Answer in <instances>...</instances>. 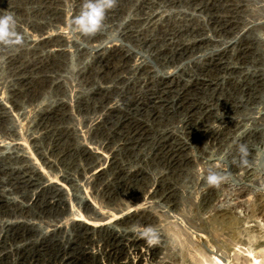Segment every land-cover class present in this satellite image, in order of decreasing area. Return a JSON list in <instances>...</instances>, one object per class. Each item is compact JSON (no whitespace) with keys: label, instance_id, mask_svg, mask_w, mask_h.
<instances>
[{"label":"rangeland","instance_id":"374dc122","mask_svg":"<svg viewBox=\"0 0 264 264\" xmlns=\"http://www.w3.org/2000/svg\"><path fill=\"white\" fill-rule=\"evenodd\" d=\"M83 3L0 0L25 41L0 46V264H250L264 248V0H117L90 37L74 31ZM45 180L63 211L33 206ZM223 212L233 222H214Z\"/></svg>","mask_w":264,"mask_h":264},{"label":"clouds","instance_id":"9594fccd","mask_svg":"<svg viewBox=\"0 0 264 264\" xmlns=\"http://www.w3.org/2000/svg\"><path fill=\"white\" fill-rule=\"evenodd\" d=\"M116 5L117 0H84L80 14L73 21L74 31L82 37L94 36L101 31L107 12ZM16 25V19L12 14L0 15V46L16 50L24 46V37L17 31ZM239 152L242 163L247 164V159H243L248 155L247 147L241 144ZM225 179V176L217 172H210L207 183L218 187ZM140 235L149 245L159 242L158 234L152 227L144 228Z\"/></svg>","mask_w":264,"mask_h":264},{"label":"bare ground","instance_id":"6f19581e","mask_svg":"<svg viewBox=\"0 0 264 264\" xmlns=\"http://www.w3.org/2000/svg\"><path fill=\"white\" fill-rule=\"evenodd\" d=\"M44 33V32H43ZM49 35H51V34H49ZM42 37V32H41V34H38V37ZM62 36V35H61ZM49 37V36H48ZM52 37V36H51ZM57 37V36H56ZM53 38V37H52ZM47 39H49V38H47ZM60 38H55V39H52V41L53 42H48L49 40H45L44 41V43H45V45L46 46H48L49 45V43H50V46L52 45V43H54V45H58L60 42V40H59ZM43 41V40H42ZM43 43V42H42ZM66 44V43H65ZM58 46H60V44L58 45ZM51 48V47H50ZM102 55V54H101ZM165 84V83H164ZM115 105V104H114ZM114 105H113V107H114ZM4 106V105H3ZM1 107V106H0ZM111 107V106H110ZM113 107H111V108H113ZM115 108V107H114ZM0 109H2L3 111H2V115H1V113H0V115L1 116H5V118L4 119H6V120H11L13 117H12V115H10L8 112H7V110H6V108L5 107H3V108H0ZM47 109V108H46ZM0 116V117H1ZM97 118V117H96ZM98 119V118H97ZM96 119V120H97ZM1 120L2 119H0V122H1ZM97 123L98 122H100V121H96ZM96 125V124H95ZM234 127V126H233ZM19 144V143H18ZM16 145V143H15V145L13 144L12 145V147L11 148H15L16 150H14L11 154H9V157H13L14 159H22L23 160V162H26V160H28V157L26 158V151L25 152H23L22 154H20L19 153V151H23V148L21 147V145ZM99 147V146H98ZM102 148V147H101ZM103 149V148H102ZM0 150H1V148H0ZM89 153H91V152H89ZM107 153V152H106ZM20 154V155H19ZM93 154V153H92ZM31 155V154H30ZM111 154H107V156L105 157V159H104V161L105 162H108V163H110V162H112V159L114 158V157H112V155L110 156ZM28 156V155H27ZM91 156H93V155H91ZM95 159L96 160H100V157H99V155H97L96 154V156H95ZM94 162H95V160H94ZM114 162V161H113ZM112 162V163H113ZM19 163H21V162H19ZM116 163V162H115ZM26 165V164H25ZM24 165V166H25ZM99 166H100V164H99ZM34 167V166H33ZM25 168L26 169H29L30 170V166L28 167V166H25ZM32 168V167H31ZM86 168V167H85ZM25 169V170H26ZM34 169V168H33ZM88 169V168H87ZM97 169L98 168H96V171H97ZM4 170V169H3ZM92 170V169H91ZM103 170V168L100 170V171H102ZM96 171H95V173H96ZM174 171V170H173ZM15 172V171H14ZM92 174L91 176H89V178H92L93 180H97L98 179V175H96V174ZM101 173H103V172H101ZM130 173V172H129ZM30 175V174H29ZM101 175V174H100ZM25 177V176H24ZM23 177V178H24ZM31 179V178H30ZM12 180V179H11ZM31 181V180H30ZM46 182V180L45 181H43V182H41V183H37V185H36V187H34V189L33 190H35V189H38L39 187H41L40 189H39V192H36V193H34V194H32V196H34V200H35V204L33 205L35 208L36 207H40V206H42V204L43 203H45L44 204V206L48 209V210H50V209H53V207H55V209H59V210H62L63 211V199L60 197V199L58 200V201H56L55 199V202L53 201V198H55V196L56 195H53V193L52 194H49L48 196H46L47 194V190H52V189H54L55 190V192H56V190H58L59 188L55 185V184H53V186H50L51 184H44ZM91 182V181H90ZM89 182V183H90ZM28 184H29V182H28ZM226 187V186H225ZM86 188V187H85ZM46 190V191H45ZM60 190V189H59ZM13 192V191H12ZM64 194V193H63ZM219 194V193H218ZM58 196V195H57ZM246 196V195H245ZM138 196H136V198H137ZM33 198V197H32ZM246 198V197H245ZM135 199V198H134ZM133 199V200H134ZM211 199V198H210ZM66 200V199H65ZM104 200V199H103ZM246 200V199H245ZM135 202L136 201H138L137 199H135L134 200ZM33 202V201H32ZM257 202V201H256ZM1 204V203H0ZM213 204V203H212ZM215 206V205H214ZM29 207V206H28ZM43 207V206H42ZM127 208V207H126ZM222 208V207H221ZM45 209V208H44ZM123 209H124V207H123ZM229 209V208H228ZM255 213V212H254ZM257 213V212H256ZM8 214V213H7ZM253 214V213H252ZM251 214V215H252ZM263 214V213H262ZM264 215V214H263ZM91 217V216H90ZM249 217V216H248ZM254 217V216H253ZM261 217H263V216H261ZM102 218V217H101ZM100 218V219H101ZM214 218V217H213ZM232 218V216H230L229 215V213H227V212H223V213H220L219 215H217L216 217H215V220H214V222L215 221H220L221 223L222 222H230V220H232L231 222H233V220L234 219H231ZM99 219V218H98ZM263 219H264V217H263ZM264 221V220H263ZM148 222V221H147ZM237 222H239V221H237ZM206 223V222H205ZM226 223V224H227ZM11 224V223H10ZM235 224V223H234ZM241 224V223H240ZM88 225V224H87ZM208 225V224H207ZM230 226V225H229ZM239 226V225H238ZM215 227V226H214ZM222 227V226H221ZM60 228V227H59ZM214 229V228H213ZM85 230V229H84ZM23 231V230H22ZM86 232H87V230H86ZM246 234H248V233H246ZM251 234V233H250ZM212 235H214V234H212ZM218 235V234H217ZM231 236H232V234H231ZM235 236V235H234ZM247 236V235H246ZM251 236V235H250ZM261 236V235H260ZM214 237H216V236H214ZM218 237H220V236H218ZM217 238V237H216ZM256 238V237H255ZM113 239V238H112ZM254 239V238H253ZM249 240V239H248ZM252 240V239H251ZM264 240V239H263ZM229 241V240H228ZM257 241V240H256ZM226 242V241H225ZM228 243V242H227ZM247 243V242H246ZM252 244H253V242H251ZM255 243V242H254ZM244 245H246V244H244ZM261 245V244H260ZM259 245V246H260ZM263 245V244H262ZM227 247V246H226ZM261 247H263V246H261ZM260 247V248H261ZM199 249V248H198ZM254 249V248H253ZM259 249V248H258ZM256 250V249H255ZM244 251V250H243ZM259 251L260 252H262L261 254L258 252V254H257V252H253V256H252V259H253V262H249L250 264H264V248L263 249H259ZM250 253H252L251 251H249V254ZM236 254V253H235ZM239 254V253H238ZM239 256V255H238ZM236 258V257H235ZM5 259V258H4ZM209 259V258H208ZM237 259H238V257H237ZM242 259V258H241ZM240 259V260H241ZM216 261V260H215ZM233 261H234V259H233ZM215 264H224V263H222V262H220V261H218V262H216Z\"/></svg>","mask_w":264,"mask_h":264}]
</instances>
